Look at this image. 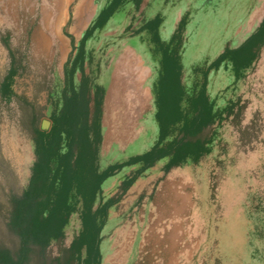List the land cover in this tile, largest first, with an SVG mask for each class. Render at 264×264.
Wrapping results in <instances>:
<instances>
[{"label":"rangeland","instance_id":"1","mask_svg":"<svg viewBox=\"0 0 264 264\" xmlns=\"http://www.w3.org/2000/svg\"><path fill=\"white\" fill-rule=\"evenodd\" d=\"M108 2L0 0V81L8 65L1 35L10 30L13 46L28 53L31 67L48 74L55 91L61 90L67 62L77 53L72 37L78 45ZM158 14L164 18L160 33L166 42L188 17L182 65L191 90L203 81L198 68L241 44L261 23L264 0H130L95 33L87 44L85 71L94 86L105 89L103 169L149 151L158 139L154 85L159 57L146 32H138ZM208 90L222 107L230 100L248 103L244 126L259 128L258 138L247 147L236 129L225 125L214 152L200 165L166 173L164 160L139 178L110 211L103 264H264V51L256 68L238 82L224 66L211 72ZM50 123L43 119V126ZM34 159L28 133L8 115L0 118L3 200L21 193ZM135 171L125 168L108 179L104 199L116 195ZM80 229L75 215L66 229L68 243ZM7 243L12 246V238Z\"/></svg>","mask_w":264,"mask_h":264},{"label":"trees","instance_id":"2","mask_svg":"<svg viewBox=\"0 0 264 264\" xmlns=\"http://www.w3.org/2000/svg\"><path fill=\"white\" fill-rule=\"evenodd\" d=\"M135 1L139 4L141 0ZM129 2L109 0L78 45L72 37L77 53L68 60L64 86L58 91L48 74H38L31 67L28 53L13 46L10 30L1 35L8 65L0 81V118L8 115L28 133L35 159L19 195L3 200L0 193V264H103L101 245L110 211L139 178L164 160L166 173L200 165L214 152L225 125L233 126L247 147L258 138L259 128L244 126L248 103L230 100L222 107L212 99L208 86L211 72L223 66L236 82L256 68L264 51V18L239 47L229 46L210 65L198 68L203 81L189 90L182 65L188 17L182 18L166 42L160 33L164 18L158 14L138 31L146 32L159 57L154 85L158 139L143 154L101 167L106 96L105 89L94 86L85 71L87 44ZM46 117L49 126H43ZM129 167L136 168L134 174L123 181L116 195L105 200L104 183ZM75 215L81 229L68 243L66 229ZM10 238L12 246L7 243Z\"/></svg>","mask_w":264,"mask_h":264},{"label":"crops","instance_id":"3","mask_svg":"<svg viewBox=\"0 0 264 264\" xmlns=\"http://www.w3.org/2000/svg\"><path fill=\"white\" fill-rule=\"evenodd\" d=\"M261 21H262V20H261ZM261 21H260V22H261ZM259 25H260V23L258 24V26H259ZM258 26H256V29H255L252 33H254V32L257 30ZM252 33H250L249 35H247L246 38H248ZM242 41L244 42L245 40L243 39ZM243 42H242V43H243ZM242 43H241V44H242ZM241 44L236 45V46L239 47ZM236 46H234V48H237Z\"/></svg>","mask_w":264,"mask_h":264},{"label":"bare ground","instance_id":"4","mask_svg":"<svg viewBox=\"0 0 264 264\" xmlns=\"http://www.w3.org/2000/svg\"><path fill=\"white\" fill-rule=\"evenodd\" d=\"M234 182V181H233ZM251 202V201H250ZM245 204H246V202H245ZM250 208V207H249Z\"/></svg>","mask_w":264,"mask_h":264},{"label":"water","instance_id":"5","mask_svg":"<svg viewBox=\"0 0 264 264\" xmlns=\"http://www.w3.org/2000/svg\"><path fill=\"white\" fill-rule=\"evenodd\" d=\"M46 126V125H45Z\"/></svg>","mask_w":264,"mask_h":264}]
</instances>
